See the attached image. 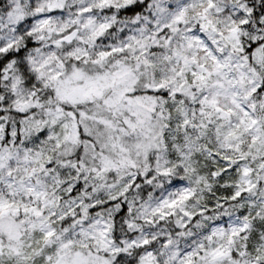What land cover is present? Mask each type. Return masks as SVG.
Returning a JSON list of instances; mask_svg holds the SVG:
<instances>
[{
	"label": "clouds",
	"instance_id": "1",
	"mask_svg": "<svg viewBox=\"0 0 264 264\" xmlns=\"http://www.w3.org/2000/svg\"><path fill=\"white\" fill-rule=\"evenodd\" d=\"M0 264H264V0H0Z\"/></svg>",
	"mask_w": 264,
	"mask_h": 264
}]
</instances>
